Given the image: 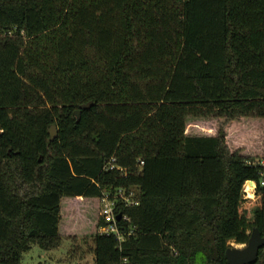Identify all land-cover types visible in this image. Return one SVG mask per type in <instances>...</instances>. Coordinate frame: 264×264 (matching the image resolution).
Returning a JSON list of instances; mask_svg holds the SVG:
<instances>
[{"label":"trees","instance_id":"16d2710c","mask_svg":"<svg viewBox=\"0 0 264 264\" xmlns=\"http://www.w3.org/2000/svg\"><path fill=\"white\" fill-rule=\"evenodd\" d=\"M245 120L259 154L231 149ZM120 190L93 264H227L264 237V0H0V264L59 245L63 199Z\"/></svg>","mask_w":264,"mask_h":264},{"label":"rangeland","instance_id":"374dc122","mask_svg":"<svg viewBox=\"0 0 264 264\" xmlns=\"http://www.w3.org/2000/svg\"><path fill=\"white\" fill-rule=\"evenodd\" d=\"M221 120H188V135L215 133ZM239 121L233 123L229 139L231 149L240 148L245 153L259 154L258 140L261 126L257 122ZM55 134L57 131L55 128ZM252 151H247L248 147ZM259 155H257L258 157ZM252 196V193L248 191ZM254 196L252 197V199ZM250 199V197H249ZM248 199V200H249ZM251 200V199H250ZM251 209V205H247ZM101 218L100 201L95 199H63L61 204V222L59 245L44 251L36 245L22 255L21 264H93V240L97 233V223ZM231 248H243L245 245L230 243Z\"/></svg>","mask_w":264,"mask_h":264},{"label":"built area","instance_id":"2783aa9c","mask_svg":"<svg viewBox=\"0 0 264 264\" xmlns=\"http://www.w3.org/2000/svg\"><path fill=\"white\" fill-rule=\"evenodd\" d=\"M114 158L111 159L109 165L105 168L107 170H113L115 168L114 166ZM141 164V163H140ZM250 164V163H248ZM252 164V163H251ZM260 164H263V161L260 162ZM249 184H252L251 186ZM250 188L249 191L252 193V196L248 194V191L246 188ZM256 189V183L253 181H246L243 185V199L248 200L249 197L252 199L254 196ZM100 207H101V217L105 223L104 226L100 227L98 229V232L100 234L105 235H113L115 236L119 241L123 240V236L120 234L119 228L117 226V216H120L119 220L126 221L128 220L126 216H123L121 213L116 212V205L119 202L127 205H136V201L131 200L130 197H127L124 193V191L120 190L117 193L113 195V197H110L109 194H104L100 198Z\"/></svg>","mask_w":264,"mask_h":264},{"label":"water","instance_id":"95a60500","mask_svg":"<svg viewBox=\"0 0 264 264\" xmlns=\"http://www.w3.org/2000/svg\"><path fill=\"white\" fill-rule=\"evenodd\" d=\"M91 104H85L80 106V108L75 111V115L78 117L80 110L89 108ZM50 140L56 137L55 126H51L48 131ZM120 216H117V220ZM264 247V237L261 236L258 229L254 228L249 236L245 247L243 248H228L225 251V259L227 264H251L256 261L258 251L260 248Z\"/></svg>","mask_w":264,"mask_h":264},{"label":"bare ground","instance_id":"6f19581e","mask_svg":"<svg viewBox=\"0 0 264 264\" xmlns=\"http://www.w3.org/2000/svg\"><path fill=\"white\" fill-rule=\"evenodd\" d=\"M249 185L251 186L252 184H249ZM249 189H250L249 187H248V188H246V190H247V191H249Z\"/></svg>","mask_w":264,"mask_h":264}]
</instances>
